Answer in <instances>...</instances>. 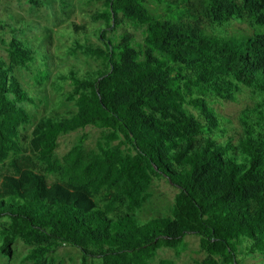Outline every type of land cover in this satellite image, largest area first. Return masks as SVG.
<instances>
[{"label":"trees","instance_id":"obj_1","mask_svg":"<svg viewBox=\"0 0 264 264\" xmlns=\"http://www.w3.org/2000/svg\"><path fill=\"white\" fill-rule=\"evenodd\" d=\"M88 3L101 4L92 16L100 44H82L87 30L74 24L68 53L99 68L59 77L75 112L36 121L14 74L31 69L35 52L14 38L9 63L0 57V255L22 241L30 264H56L63 247L82 264H153L162 249L180 257L195 235L205 255L195 264H264V0ZM233 23L252 33L223 30ZM130 27L143 30L141 43ZM245 91L252 104L231 135L215 104ZM86 128L103 133L97 151L86 153L81 137L59 158L60 137ZM161 178L178 189L171 216L141 223Z\"/></svg>","mask_w":264,"mask_h":264},{"label":"rangeland","instance_id":"obj_2","mask_svg":"<svg viewBox=\"0 0 264 264\" xmlns=\"http://www.w3.org/2000/svg\"><path fill=\"white\" fill-rule=\"evenodd\" d=\"M156 8L153 6L152 10ZM100 10L101 4H89L88 0H67L66 5L61 4L60 0H0V57L9 63L8 44L14 38L21 40L35 52L31 69L16 68L14 74L33 100L32 103H25L23 107L35 116L36 121L47 116H68L76 111L75 105L63 96L72 89L70 82L63 84L59 77L69 75L71 71L83 76L99 68L98 63L93 60L81 54L71 56L68 51L77 38L73 32L74 24L87 30L86 35H79L82 44H100L97 35L102 24L92 20V16ZM223 30L230 35L252 33V29L244 23H233ZM128 31L137 42L143 41V30L130 27ZM44 73L48 75V79L39 84L36 78ZM251 104L252 97L248 91L240 95L236 103L215 104L218 113L232 123L228 125L229 134L233 135L234 130L240 129V113ZM35 123L21 129L22 134L30 136ZM102 136V131L95 128H86L62 136L58 142L57 156L62 158L66 155L81 137H85L86 153L97 151V143ZM53 181L55 178H50V182ZM177 193L178 189L166 179H155L149 190L150 199L138 213L141 223L153 218L170 217ZM4 224L5 221H0V227ZM185 242L188 250L180 257H177L173 250L162 249L153 264H159L161 260H173L175 264H195V261L205 258L200 252V239L197 236L188 235ZM31 250V246L17 241L13 247V256L7 258L0 255V264H30L26 262L25 257ZM51 258L56 264H82V253L75 248H60L51 254ZM259 261L249 258L245 264Z\"/></svg>","mask_w":264,"mask_h":264}]
</instances>
